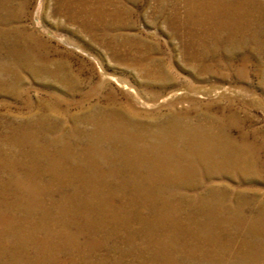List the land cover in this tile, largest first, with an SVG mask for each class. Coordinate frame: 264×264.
<instances>
[{
    "label": "rangeland",
    "instance_id": "1",
    "mask_svg": "<svg viewBox=\"0 0 264 264\" xmlns=\"http://www.w3.org/2000/svg\"><path fill=\"white\" fill-rule=\"evenodd\" d=\"M0 264H264V0H0Z\"/></svg>",
    "mask_w": 264,
    "mask_h": 264
},
{
    "label": "bare ground",
    "instance_id": "2",
    "mask_svg": "<svg viewBox=\"0 0 264 264\" xmlns=\"http://www.w3.org/2000/svg\"><path fill=\"white\" fill-rule=\"evenodd\" d=\"M149 106H150V105H149ZM155 165H156V164H155ZM161 165H162V164H161ZM167 165H168V164H167ZM156 166H157V165H156ZM157 167H158V166H157ZM157 167H156V168H157ZM159 167H160V166H159ZM163 167H164V165H163ZM158 170H159V168H158Z\"/></svg>",
    "mask_w": 264,
    "mask_h": 264
}]
</instances>
